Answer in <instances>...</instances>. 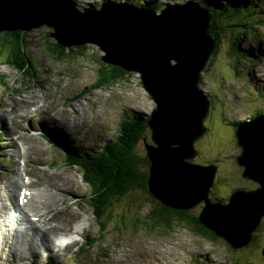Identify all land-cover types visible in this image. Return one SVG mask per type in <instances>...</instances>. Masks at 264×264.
<instances>
[{
    "label": "rangeland",
    "instance_id": "1",
    "mask_svg": "<svg viewBox=\"0 0 264 264\" xmlns=\"http://www.w3.org/2000/svg\"><path fill=\"white\" fill-rule=\"evenodd\" d=\"M149 1L163 2V8L181 4L188 6L193 5V2H198L197 0H187L186 2L180 0ZM66 2L62 1L64 8H66L65 5H68ZM78 2L81 6L87 3L94 7L100 1L78 0ZM217 2L223 5L224 0H217ZM60 14L53 8L56 20L62 19L61 16L70 20H73V16L80 19L76 12V6L64 14L60 11ZM56 20H49V23L45 22L32 27L34 33L41 34L35 33L34 35L32 32V40H30L29 48L32 51L34 66L39 73L46 68L50 71L49 74H40L39 77L53 75L51 69H60L69 65L73 72V75L70 74L69 77L72 78L73 91L79 92L85 88H92L95 81V65L87 58L76 57L70 60L65 57V53L60 52L57 38H61L63 41L69 40L67 42L72 44L70 47L78 45L77 42L84 43L86 52H94L101 56L106 52L101 49L98 43L100 38L88 36L89 30L81 23L79 26L75 25V29L70 31L77 35L76 38L66 37L60 28L56 32L50 25L52 23L59 27ZM168 20L174 21L172 17ZM257 27L264 30V26ZM47 32L48 34H46ZM252 32L241 40V47L251 51V55L249 59L245 57L246 52L240 51L243 61L238 67V71L234 70V67L240 62L236 55L229 53V40L226 39L223 45L221 42V49L212 65L201 73V88L208 94L215 95L217 93L221 99L215 95L218 105L213 111L214 121L213 124L208 125L209 131L195 142V144L199 143L195 159L199 158L201 161L199 165L211 166L214 157L221 158L219 164L216 163L217 176L209 196L212 200L221 198L224 203L228 202L231 192L235 188L253 190L258 187L256 181L243 176L242 166L237 161L241 148L237 145V139L234 137L238 129L236 128L235 131V125L231 123L236 120L242 121L264 107V98L256 101L261 92L264 95V40L254 39ZM42 38L41 42L39 39ZM202 38L204 46L211 49L213 40L206 36L204 30ZM46 41L51 48L44 46L43 43ZM61 55L65 57L62 59L63 62L56 61ZM6 58L7 51L2 60L4 61ZM244 58L251 64L245 63ZM222 71L224 72L222 73ZM0 72L6 73L7 79L15 82L11 83L12 87L20 89L26 87L27 78L17 69L7 64H0ZM141 77L137 73L130 79L101 90L94 89L85 94L80 101L77 119L70 125L59 124L58 121L63 119L59 111L57 114L61 115L60 120L52 114H46L56 122H50L40 114L32 118L26 117L23 121L18 118L12 119L9 116L8 121L0 120V142L4 143L0 149L5 154L10 153L9 162L0 161V194L5 193L2 188H8V184L11 186L10 183L19 181L20 177L22 182L34 184L32 189L34 192L37 190L35 186L38 180V185L46 187L50 184L59 185V196L49 197L52 200L58 199V203L52 205L50 208H53V211L44 214L37 224L44 225L45 228L54 226L60 233L58 235L50 233L53 239H56V241H51L52 245H40L38 251L35 252L36 249L32 248L33 245L23 244L27 247H24V250L20 252L15 249V246H11L12 233L7 234V238L3 236L10 225L0 223V264H47L48 260L54 261V264H195L197 260L205 264H238V262L241 264H264L262 255L264 218L261 227H258L259 230L257 228L254 232L253 240L255 237V242L253 245L239 248H233L224 238L209 239L197 235L191 232L189 227L180 228L177 233L167 230L165 214L168 207L161 204L160 200L156 203V213L150 215L149 223L142 225V229L137 233L125 230L124 220L121 222L123 229L121 232L114 223H111L107 230L99 228L97 219L86 203L89 192L88 184L84 182L77 167L67 165L62 152L64 150L77 152L88 148L99 149L105 141H115L121 130V116L124 110H130L132 113L150 114L156 107V103L141 84ZM19 98L24 99L22 107L27 106L25 95H21ZM221 105L224 107L222 108ZM26 115L29 116L28 112ZM7 122H11L12 129L7 128ZM18 123H21L20 127H23L24 131L21 128H16ZM207 124L208 122L205 121V125ZM32 130L53 135L57 143L49 142L44 137L39 138V135ZM16 134H18L17 138ZM229 136L232 137L229 138ZM148 137L150 138V134ZM138 152L142 155L146 154L145 142L140 144ZM1 156H3L2 153ZM22 161L25 162L26 167L30 166L31 170L34 169L36 174L29 171L31 176L28 178L26 172L29 169H24ZM32 161L38 162L39 168L33 166ZM47 164L49 166H46ZM206 173L210 174L209 171ZM219 181L222 183L217 185ZM50 192L49 195H51ZM18 194L19 191H16L15 202L18 200ZM5 201L7 204L10 203L8 198ZM150 207V204L146 205L143 208V213H147ZM196 210L199 212L201 206H197ZM73 230H78L81 235L78 240L66 243L65 236L73 233ZM84 244L86 247L82 249ZM34 246L36 248L38 245ZM25 249L34 251V253L30 254L26 250L24 254Z\"/></svg>",
    "mask_w": 264,
    "mask_h": 264
},
{
    "label": "water",
    "instance_id": "2",
    "mask_svg": "<svg viewBox=\"0 0 264 264\" xmlns=\"http://www.w3.org/2000/svg\"><path fill=\"white\" fill-rule=\"evenodd\" d=\"M62 1L0 0V31L31 30L33 25L54 21L53 8L63 14L70 10L69 6L64 8ZM50 3L52 7L45 9L43 5ZM12 4H19V7L16 9ZM172 9L201 17L203 12L206 14L207 25L197 30V41L189 33L185 37L180 26L167 20L162 23L164 29L157 27L165 37L164 44L158 46L154 42L148 45L144 29L137 26V32L131 25L133 21H139L153 29L150 17L160 18ZM120 11L127 15L135 12L140 15V20L132 17L127 24L119 23L111 29L108 23L111 24ZM81 17L89 36L100 38L98 43L106 52L103 60L139 72L143 86L156 103L148 119L153 144H146L150 190L172 208L192 209L204 203L199 221L206 228L234 248L249 245L264 217V114L241 122L237 131L238 144L242 146L237 161L242 166L243 176L258 183L256 189L238 188L228 202L214 201L209 194L215 185L217 167L190 162L197 156L194 145L206 132L205 121L211 108L209 95L200 85L201 73L215 49L213 41L211 49L205 47L202 38L203 30L207 36L210 15L196 2L188 6L172 5L157 14L154 10L126 2L109 1ZM60 42L68 45L67 41L60 39ZM179 172L181 177L176 180ZM262 254L264 256V247Z\"/></svg>",
    "mask_w": 264,
    "mask_h": 264
},
{
    "label": "trees",
    "instance_id": "3",
    "mask_svg": "<svg viewBox=\"0 0 264 264\" xmlns=\"http://www.w3.org/2000/svg\"><path fill=\"white\" fill-rule=\"evenodd\" d=\"M66 1L70 4V7H72L73 3L70 0ZM99 1V4L94 5V8H101L103 3L109 1H127L133 3V5L137 4L136 6L139 5V7L148 8L157 12L164 9L163 2L149 0ZM180 1L186 2L187 0ZM197 1L210 15L211 21L207 28V36L209 38L214 37L216 43L214 52L210 56L209 62L204 70L208 69V67L214 62L215 57L221 49V42L223 45L224 41L228 39L230 45L229 53L236 55L240 62L234 67V70L238 71V67L243 61L240 51L242 50L246 52L245 57L249 58L250 56L248 51L241 47V40L251 31H253L251 34L255 39H263L264 30H260V28L258 29L257 26H264V3L262 0H224L223 5H220L217 0ZM90 7L93 8L91 5ZM52 27L53 30L56 31V27ZM32 32L34 35L35 33L40 34L38 32L34 33V30L32 29L0 31V64H7L20 71V73L27 78L26 84L32 83L33 78L37 72H39L36 71L31 56L32 51L29 48L31 46L30 40H32ZM48 32L46 34H48ZM241 34H243L242 37H240ZM39 40L42 42L43 38ZM43 44L45 47L51 48L50 45H48V41ZM58 44L60 52H64L65 57L70 60H73L76 57H83V59L87 58L95 65V81L93 86L90 89L85 88L78 92V95L81 97L94 89H101L109 84L119 83L123 80L130 79L139 73L135 70L129 71L122 65L120 66L118 64L106 62L103 60V55L100 56L94 52H86V44H78L68 47L67 45L62 44L59 39ZM6 51L7 58L3 61L2 58ZM65 57L61 55L59 58L64 59ZM244 62L248 63V60L245 59ZM67 70L73 75L72 69L69 65L67 66ZM223 72L224 71H222V73ZM5 76H7V74H0L2 79H4ZM237 76L240 77L239 75ZM141 84L143 85L142 81ZM208 95L211 101V108L206 118V122H208L206 125V132L209 131L208 125L213 124V111L218 105L215 95L221 99V96L217 93H215V95L212 93ZM260 98H264L263 92H261V95L256 98V101ZM252 100L254 99L252 98ZM221 107L223 108L224 105H221ZM263 114L264 107H261L242 121L254 119V117L256 118ZM149 117L150 114H144L142 112L132 113L130 110H124L121 116V130L115 141H105L99 149L88 148L83 151L78 150L77 152L68 150L62 152V156L67 165L70 167H77L84 182L88 184L89 192L88 197L86 198V203L89 205L92 213L97 219L99 228L107 230L109 225L114 223V225L118 226L117 229L121 232L123 231L121 222L124 220L125 230L137 233L142 229V225L149 223L151 220L150 215L156 213V203L160 200L161 202H159L161 204L168 207V211L165 214L167 230L179 231L180 228L189 227L191 232L205 238H220L199 221L200 211L198 212L196 210L198 205L192 209L172 208L166 205L160 198L156 197L150 190L148 183L150 161L147 152L144 155L138 152V148L142 142H145L146 144L153 143L150 133L151 129L148 125ZM242 121L236 120L231 122L235 125V131L236 128L238 129L237 126H239ZM148 134H150V138L148 137ZM231 135L233 136L232 133ZM232 136H229V138ZM234 137L237 139L236 143L241 148L242 152V146L238 144L237 131L234 134ZM198 144L199 143L195 144V149L197 150H199ZM220 160V157H214L213 161H211L213 164L210 165L217 166L216 163ZM190 162L193 164H199L201 161L197 158L190 160ZM220 183H222V181H219L217 185H220ZM237 189L238 188H235L232 192ZM214 201H221V198H216ZM148 204H150L151 207L148 212L144 214L143 208ZM200 206L202 208L203 204ZM251 245L253 244L250 243L249 246ZM85 247L86 245L84 244L82 249H85ZM47 264H54V261L50 260Z\"/></svg>",
    "mask_w": 264,
    "mask_h": 264
},
{
    "label": "bare ground",
    "instance_id": "4",
    "mask_svg": "<svg viewBox=\"0 0 264 264\" xmlns=\"http://www.w3.org/2000/svg\"><path fill=\"white\" fill-rule=\"evenodd\" d=\"M62 1V0H61ZM16 9L19 7V4H12ZM52 3H50L49 5H43L44 8L49 9L52 7ZM74 5L76 6V10L78 11V13H81V4L77 1H75ZM80 5V6H79ZM42 6V8H43ZM191 8V7H190ZM188 9H185L184 11H187ZM76 11V12H77ZM178 10V9H172L171 12H167L168 14L164 13L163 16H161L160 18H151V23L153 24V29L144 25L143 23L139 22V21H133V19H139L140 20V15L132 12V14H125V12L120 11V13L118 14L117 18H113L111 24L108 23L109 27L111 29H114L117 27V25L119 23H125L127 24L128 21H130V19L133 17L132 19V23L131 25L133 26L134 30L139 32L138 29H136V27L138 26L139 28H143L144 32L147 34L146 36V42L148 43V45L157 42L158 46H162L164 44V38L163 35L159 33V30H157V27L163 28L164 29V24L162 25V23L167 22L168 18L172 17L176 26L179 27L183 30V34L185 35V37L187 36V33H189L190 35H194L195 39L197 41V30L201 29L203 26H206L207 23L205 22L207 19L206 14H204V12L202 13L203 17L199 16V15H189L186 12ZM63 12V11H61ZM60 14V11H59ZM201 14V13H199ZM62 15V14H60ZM54 16V15H53ZM56 18V16H54L52 19ZM62 19L56 20L55 22L59 25V28L62 30L61 32L64 34V36H68L70 38L75 37L76 38V34L75 33H71L70 31H73L75 29V25L79 26L80 21L78 18L73 16V20H70L68 18H63L61 16ZM145 20H148V18L146 17H142ZM119 27V26H118ZM137 27V28H138ZM141 28V29H142ZM159 28V29H160ZM162 29V31H163ZM157 30V31H155ZM192 33V34H191ZM86 35V34H85ZM103 40V39H101ZM135 39L133 38L132 41H134ZM199 40H201V37L199 36ZM198 40V41H199ZM69 41V40H67ZM163 43V44H162ZM70 45L68 43V47H70ZM72 47V46H71ZM250 59V58H249ZM76 105V110L74 109H68L70 110V112H72L73 110L75 112H77V109H79L80 105L79 103L74 104ZM53 106H56V104H54ZM24 116H27L26 114H23ZM67 116H71V113H68ZM57 117L62 118L61 115H57ZM64 118V117H63ZM74 121L76 120L77 117H74ZM42 146V145H41ZM181 177V172L178 173V176L175 177L176 180H178ZM18 180V179H17ZM51 181V180H50ZM64 181V180H63ZM44 183V182H43ZM54 183V182H53ZM69 183V182H68ZM11 186L8 184V188H2L5 193L0 194V219L4 220L5 216H6V206L13 204L15 209H19L18 214L16 215V217H12V219L14 220H18L20 218V216H22L21 222L25 223L26 227H18L13 229L12 234H13V240L11 242V246H15V249H18L20 252L22 250H24V247H27L29 245H33V249H36L35 252L38 251V248L40 245H50L51 241H56V239H53L52 235L50 233H54V234H60L57 229L54 226L51 227H42L41 229L36 227V225L34 224V221L32 219V216H38V215H44V214H39L40 213V202H39V194H32V197L29 199V201L27 202V204L25 205H20L19 202H15V193L16 191H18L24 184V182L21 181V177L19 179V181H13L12 183H10ZM47 184V183H46ZM61 184V183H60ZM66 185V184H65ZM34 186L33 183H29V191H30V187ZM39 189L41 187H43L44 190V208L46 209H52L50 208L52 205H55L56 203H58V199H49V197H55V196H59V185L57 184H50L48 187L44 186V185H38ZM50 187V188H49ZM28 188H26L25 190H27ZM22 190V188L20 189ZM51 191V192H50ZM31 192V191H30ZM49 192L51 193V195H49ZM8 193V195H7ZM8 198L10 200V203L7 204V202L5 201V199ZM51 204V205H50ZM26 208L31 210V213L28 212L26 210ZM28 212V213H27ZM41 219V218H40ZM52 229V230H51ZM6 237V236H4ZM178 237V236H177ZM7 238V237H6ZM8 242V239H7ZM23 244L27 245L24 246ZM34 245H38L36 248ZM52 245V244H51ZM58 245V244H56ZM23 246V247H21ZM19 247H21L19 249ZM29 249V248H28ZM28 249H25L24 254L27 250V252L29 251ZM28 253H34V251H29Z\"/></svg>",
    "mask_w": 264,
    "mask_h": 264
},
{
    "label": "clouds",
    "instance_id": "5",
    "mask_svg": "<svg viewBox=\"0 0 264 264\" xmlns=\"http://www.w3.org/2000/svg\"><path fill=\"white\" fill-rule=\"evenodd\" d=\"M65 1V0H64ZM248 1H251V0H248ZM66 2V1H65ZM73 4H72V7L71 8H73V7H75V5H74V3L75 2H73V1H71ZM124 2V1H123ZM126 3H129V4H132V3H130V2H127V1H125ZM67 3V2H66ZM80 3V2H79ZM198 5H199V2H196ZM263 3H264V0H263ZM63 4V3H62ZM67 4H69V3H67ZM96 5V4H95ZM103 5V4H102ZM181 5H185V4H181ZM65 6H67V5H65ZM172 6V5H171ZM200 6V5H199ZM102 7V6H101ZM70 8V10H72ZM200 8H202L201 6H200ZM81 9H88L89 11H94V10H96V9H100V8H91L90 7V4L89 5H87V3L86 4H83V6H81ZM204 9V8H203ZM206 10V9H205ZM77 11V10H76ZM78 12V11H77ZM161 12V11H160ZM160 12H157L156 11V13L157 14H160ZM83 20V19H82ZM81 20V21H82ZM79 21H80V19H79ZM82 24H83V21H82ZM84 25V24H83ZM247 35V34H246ZM250 35V34H249ZM88 36H89V34H88ZM243 36V34H241L240 35V37H242ZM254 37V36H253ZM211 39H213V42H214V46H216V43H215V38L214 37H212ZM255 39V38H254ZM262 40H264V37H263V39ZM261 41V40H260ZM84 44V43H83ZM240 45H241V43H240ZM244 49V48H243ZM246 51H248V49H245ZM248 53L251 55V51H248ZM250 57V56H249ZM245 60V59H244ZM245 65V64H244ZM47 69V68H46ZM48 70V69H47ZM52 70V69H51ZM63 70V69H62ZM62 70H60V73L62 74V73H64V72H61ZM65 70H66V74H69V77H70V74L71 73H69L68 72V70H67V67L65 68ZM6 74V73H5ZM68 77V79H70L71 81H72V78H69ZM251 77V76H250ZM252 79V78H251ZM112 84H109V85H107V86H105L104 88H107V87H109V86H111ZM104 88H101V89H104ZM101 89H99V90H101ZM83 97V96H82ZM82 97H81V99L80 100H82ZM77 103H79V105H80V101H78ZM255 118V117H254ZM247 120H251V119H247ZM245 121V120H244ZM243 122V121H242ZM152 138V137H151ZM232 194V193H231ZM203 205H204V203H203ZM202 209V208H201ZM264 218V217H263ZM262 223V222H261ZM260 226H261V224H260ZM259 226V227H260ZM144 230V229H143ZM179 230V229H178ZM144 232H145V230H144ZM171 232H173V233H177L178 231H171ZM163 235H165V234H163ZM198 235V234H197ZM220 238H222V237H220ZM228 242V241H227ZM252 242V241H251ZM232 246V245H231ZM233 247V246H232ZM264 247V246H263ZM234 248V247H233ZM263 255V254H262ZM264 257V256H263ZM196 263H199V261H197ZM239 264V263H238Z\"/></svg>",
    "mask_w": 264,
    "mask_h": 264
},
{
    "label": "flooded vegetation",
    "instance_id": "6",
    "mask_svg": "<svg viewBox=\"0 0 264 264\" xmlns=\"http://www.w3.org/2000/svg\"><path fill=\"white\" fill-rule=\"evenodd\" d=\"M203 203H200V204H198V206H200V205H202ZM201 211V210H200ZM261 227V226H260ZM259 227V228H260ZM259 228H258V230H259ZM255 242V237H254V240L251 242V244H253ZM239 263V262H238ZM239 264H241V263H239Z\"/></svg>",
    "mask_w": 264,
    "mask_h": 264
}]
</instances>
